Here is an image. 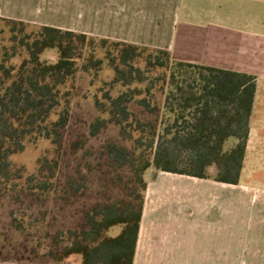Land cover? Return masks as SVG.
Instances as JSON below:
<instances>
[{
  "label": "trees",
  "instance_id": "trees-1",
  "mask_svg": "<svg viewBox=\"0 0 264 264\" xmlns=\"http://www.w3.org/2000/svg\"><path fill=\"white\" fill-rule=\"evenodd\" d=\"M0 22L9 44L0 59V194L19 188L17 203L21 194L39 203L56 201L58 188L59 199L85 195L80 169L77 178L60 173L67 158L79 154L94 170L88 157L95 152L87 146V135L64 142L75 78L80 70H98L104 60L112 73L111 88L93 102L88 135L95 137L108 126L117 131L101 145L105 162L97 170L101 188L117 189L122 196L83 207L79 228L52 235L55 244H62L58 252L47 253L55 264H68L72 254L81 256L79 264H133L150 168L239 183L255 75L175 60L166 49L4 17ZM48 50L55 52L54 61L43 57ZM116 84L124 89L112 95ZM38 138L49 141L50 155L38 159L33 173L13 168L11 156Z\"/></svg>",
  "mask_w": 264,
  "mask_h": 264
},
{
  "label": "crops",
  "instance_id": "crops-1",
  "mask_svg": "<svg viewBox=\"0 0 264 264\" xmlns=\"http://www.w3.org/2000/svg\"><path fill=\"white\" fill-rule=\"evenodd\" d=\"M0 17L166 49L175 60L250 73L256 76V94L258 82L264 80V0H0ZM153 172L155 179L171 174L156 169ZM190 178L196 187L204 188L202 194L191 196L167 188L162 180L160 183L155 179L147 180L133 264H264V194L261 193L244 198L247 214L244 256L240 260L171 258L180 248L170 242V237L139 246L146 216L149 227L155 228L156 223L161 222L159 212L167 209L171 214L172 205L177 211L191 215L194 209L189 203L192 201L196 208L194 214L199 217L197 225L205 232L210 227L212 232L220 230L219 225L214 230L212 212L216 211L219 220V212L229 209L224 206L230 204V199L224 200L225 195L220 194L215 184L230 189L241 185ZM146 197L150 204L153 202L147 215ZM161 197H166V201L159 202ZM155 202H159L158 206ZM233 225L227 223L223 227L229 229ZM0 264L18 263L0 260Z\"/></svg>",
  "mask_w": 264,
  "mask_h": 264
},
{
  "label": "rangeland",
  "instance_id": "rangeland-1",
  "mask_svg": "<svg viewBox=\"0 0 264 264\" xmlns=\"http://www.w3.org/2000/svg\"><path fill=\"white\" fill-rule=\"evenodd\" d=\"M3 26L0 22V30L4 29L3 32H0V59L3 57L4 47L6 49L9 47L7 28ZM55 56L53 50H48L43 54L45 59L52 61L55 60ZM16 60L17 58L14 61ZM111 75L108 62L104 60L98 70L90 72L80 70L75 78L76 96L71 104V115L64 134V142L69 144L78 135H87V146L95 152L92 157L87 156L89 165L94 170L89 171L85 160L81 159L79 154L78 156H69L60 173H71L74 178H77L76 170L80 169L81 175L86 177L85 195L75 199L69 193L65 196V200L59 199L63 194L61 188H58L54 193L58 198L56 201L52 198L45 203H39L32 196L21 194L20 201L17 203L15 196L19 195V188L17 190L10 189L4 194H0V256H6L10 262L55 264L54 258L47 253L49 251L58 252L62 244H55L52 235L60 231L64 232L66 229L79 228L82 224L81 209L83 207L122 196V193L117 189L101 188L98 179L100 170H97L98 163L105 162V158L100 156L101 145L107 140L115 138L117 131L108 126L95 137L88 135V125L94 119L95 114L93 102L95 99L100 100L103 93L111 88L108 83ZM122 89L124 87L116 84L111 93L115 95ZM50 147L49 141L44 138L26 141L24 150L11 156L13 168H21L25 174L35 172L38 159L43 155L49 156ZM101 169L105 170L106 166L101 165ZM153 171L154 168H151L145 172L146 180L151 181L156 178ZM109 172L107 170V173ZM121 172L126 174L125 170ZM162 175L165 176H160L155 180L159 183L160 180L164 181L167 188L184 191L191 196L200 192L202 194L204 190L203 187H196L190 176L174 173ZM216 184L215 188L218 187L220 194L225 195L224 200L230 199V204L224 206L229 209L224 213L219 212V220H217L216 211L212 212L214 213V230L217 225L220 226L218 232H212L211 227L208 229L209 231L205 232L200 224L197 225L199 217L194 214L196 208L192 201L189 203L194 209L191 215L181 213L180 210L177 211L175 205H172L173 212L171 214L167 209L159 212L161 222L156 223L155 228L149 227L146 216L141 229L139 246L145 247L148 244L159 243L160 240L170 237V242L180 248L172 254L171 258L174 256L180 260L190 261H206L217 258L227 261L243 258L244 219L247 214L243 205L244 198L249 197V194H264V80L258 82L256 102L250 120L246 154L239 181L241 186H231L235 189L233 190ZM146 198L145 211L147 215L149 208L151 210L153 207V202L150 204L149 197ZM164 201H166V197H161V201L159 200V202ZM158 203L155 202L154 205L158 206ZM227 223H234V225L225 229L223 225ZM80 260L79 254H72L68 259L70 261L68 264H79Z\"/></svg>",
  "mask_w": 264,
  "mask_h": 264
}]
</instances>
